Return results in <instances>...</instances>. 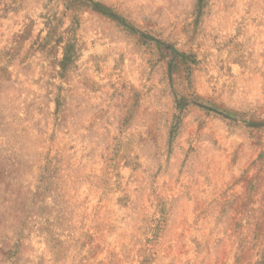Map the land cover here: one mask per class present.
I'll return each instance as SVG.
<instances>
[{
  "label": "rangeland",
  "instance_id": "374dc122",
  "mask_svg": "<svg viewBox=\"0 0 264 264\" xmlns=\"http://www.w3.org/2000/svg\"><path fill=\"white\" fill-rule=\"evenodd\" d=\"M0 264H264V0H0Z\"/></svg>",
  "mask_w": 264,
  "mask_h": 264
}]
</instances>
